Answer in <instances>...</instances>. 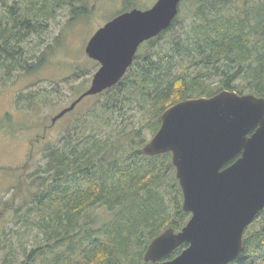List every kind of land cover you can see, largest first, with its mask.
I'll return each mask as SVG.
<instances>
[{
	"label": "trees",
	"instance_id": "obj_1",
	"mask_svg": "<svg viewBox=\"0 0 264 264\" xmlns=\"http://www.w3.org/2000/svg\"><path fill=\"white\" fill-rule=\"evenodd\" d=\"M0 1L3 79L42 64L43 53L37 56L32 37L44 35L59 10L72 5L75 16L86 13L74 0ZM181 4H190L193 13L185 31L143 58L138 52L117 85L93 95L103 98L88 111L83 124L58 146L45 150V163L33 173L40 188L35 205L24 211L4 204L0 264H148L145 253L150 242L169 227L179 231L187 224L191 213L183 209L172 153L144 154L146 132L157 133L162 113L172 104L222 90L208 92L209 78L188 73L195 67L213 70L223 89L264 96V4L254 6L248 0ZM181 8L170 28L142 46L154 45L175 29L182 19ZM132 100L145 110L143 115H152L142 125L126 114L125 106ZM162 178L168 179L175 197L168 198ZM104 207L117 214L111 223L95 228L96 211ZM12 208L17 220L9 226L2 219ZM228 264H264V209L247 228L241 255Z\"/></svg>",
	"mask_w": 264,
	"mask_h": 264
},
{
	"label": "water",
	"instance_id": "obj_2",
	"mask_svg": "<svg viewBox=\"0 0 264 264\" xmlns=\"http://www.w3.org/2000/svg\"><path fill=\"white\" fill-rule=\"evenodd\" d=\"M184 0H158L107 22L91 37L88 56L101 66L91 86L54 119L87 96L117 85L139 47L170 28ZM155 156L171 152L191 213L179 231L169 227L149 244L148 264H228L244 249L247 228L264 209V96L223 89L180 100L164 110L157 133L143 146ZM180 254L166 259L180 245Z\"/></svg>",
	"mask_w": 264,
	"mask_h": 264
},
{
	"label": "rangeland",
	"instance_id": "obj_3",
	"mask_svg": "<svg viewBox=\"0 0 264 264\" xmlns=\"http://www.w3.org/2000/svg\"><path fill=\"white\" fill-rule=\"evenodd\" d=\"M157 1L74 0L75 5L86 8V13L75 16L73 6L68 5L50 20L44 35H33L32 48L36 50L37 56L43 53L42 64L30 72L18 70L9 78L0 77V211L7 202L13 203L15 207H21L24 211L35 205L34 201L40 188L34 182L33 173L40 164L45 163L43 158L45 150L58 146L64 136L83 124L88 117V111L103 98L87 96L74 110L53 121L64 108L70 106L91 86L93 77L101 66L86 53L88 41L99 28L120 13L133 8L146 10ZM248 1L254 6L264 4V0ZM1 5L0 1V10ZM190 6L181 4L180 24L162 40L156 41L154 45H141L139 49L141 58L148 52H155L169 45L175 37L185 31L193 16ZM188 73L209 78L208 92L215 89L223 90V86L216 81L214 71L204 65L195 67ZM125 110L126 114L134 116L133 123L139 125L152 118V115H143L145 110L141 109L136 100L127 104ZM146 133L150 140L153 137L150 129ZM129 153L128 150L127 155ZM176 172L175 167V176ZM177 180L179 181L178 178ZM160 183L162 189L168 191V198L172 195L175 197V190L169 186L168 179L162 178ZM15 210L14 208L4 213L5 217L2 220L8 221L9 226L16 223ZM96 213L99 216L95 219V228L107 222L111 223L117 210L110 211L104 207L97 209ZM86 219L88 220V217Z\"/></svg>",
	"mask_w": 264,
	"mask_h": 264
}]
</instances>
